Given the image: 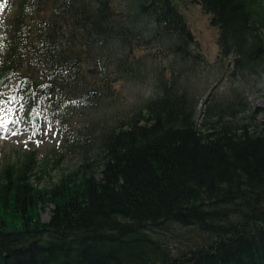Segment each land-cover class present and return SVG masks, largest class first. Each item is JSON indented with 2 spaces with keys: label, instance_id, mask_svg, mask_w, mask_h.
<instances>
[{
  "label": "trees",
  "instance_id": "obj_1",
  "mask_svg": "<svg viewBox=\"0 0 264 264\" xmlns=\"http://www.w3.org/2000/svg\"><path fill=\"white\" fill-rule=\"evenodd\" d=\"M180 1L126 0L120 15L113 0H11L0 94L11 81L32 87L25 75L41 77L42 98L29 109L47 116L60 149L81 162L45 188L32 182L31 150L1 164L0 264H264V106L250 107L235 87H203L206 58ZM188 1L218 31L217 70L227 58L239 76L264 67V0ZM143 20L171 57L150 72L153 95L122 115L75 122L143 65L150 52L134 31ZM92 37L128 45L117 77H85L81 53ZM51 203L42 221L39 208Z\"/></svg>",
  "mask_w": 264,
  "mask_h": 264
},
{
  "label": "rangeland",
  "instance_id": "obj_2",
  "mask_svg": "<svg viewBox=\"0 0 264 264\" xmlns=\"http://www.w3.org/2000/svg\"><path fill=\"white\" fill-rule=\"evenodd\" d=\"M118 14L124 15L128 12L126 0H113ZM13 3L11 0H0V32L3 25L8 22L13 12ZM178 8L183 14L191 32L199 43L202 53L206 58L205 64L201 65L199 81L203 87H212L217 85V92L226 94L229 88H238L250 107L264 106V67L255 74L239 76L232 69L230 59L223 61L220 69L215 67V56L217 54V35L216 28L209 24L210 15L206 14L200 5L190 3L188 0H182L178 3ZM134 30L138 36L135 40L149 51V54L143 53V65L136 71L135 75H128L127 78L120 81V88L113 95L104 98V104L96 112L87 111L82 115L79 111L75 115V122L89 123L98 117H107L110 115H122L127 108L134 103H142L154 93V80L151 70L157 64L166 66L170 62V55L165 51L156 48L147 31L151 24L145 20L137 22ZM63 37L67 34L63 33ZM85 51L81 53V69L87 79H111L117 77L114 71V62L117 55L123 52L126 54L128 45L122 44L108 38L98 39L96 37L86 39ZM5 48L0 39V52ZM26 82L35 84L34 87L24 88V84L13 83V89L7 88L5 93L0 94V111L11 112L7 122L15 124L12 132L17 139L6 140L4 145L0 144V168L5 160L15 161L18 154L23 151L31 150L36 155L37 167L31 174L34 185L38 188H45L53 185L58 179L66 174L73 172L80 164L81 158L78 154L64 153L60 149L61 135L57 131L44 113L35 114L29 109L30 98L40 99L42 93H37L41 86V77L38 75H25ZM202 87V88H203ZM1 88V86H0ZM8 95V99H5ZM206 95V94H205ZM204 99V97H203ZM202 99V100H203ZM201 103L196 112V120L199 122L201 114L199 113ZM260 117V116H259ZM240 122L246 121V113H241L236 118ZM48 160V165L42 168L41 163ZM53 205H41L39 212L42 221L49 218ZM15 225L18 222L15 221Z\"/></svg>",
  "mask_w": 264,
  "mask_h": 264
},
{
  "label": "bare ground",
  "instance_id": "obj_3",
  "mask_svg": "<svg viewBox=\"0 0 264 264\" xmlns=\"http://www.w3.org/2000/svg\"><path fill=\"white\" fill-rule=\"evenodd\" d=\"M11 112H1L0 111V144L4 145L6 140L9 139H17L14 135L15 133L12 132V129L15 127V124L11 121L7 122L8 117L10 116Z\"/></svg>",
  "mask_w": 264,
  "mask_h": 264
}]
</instances>
